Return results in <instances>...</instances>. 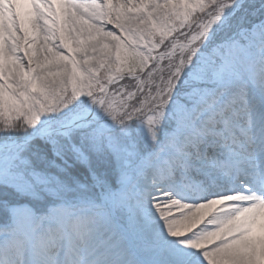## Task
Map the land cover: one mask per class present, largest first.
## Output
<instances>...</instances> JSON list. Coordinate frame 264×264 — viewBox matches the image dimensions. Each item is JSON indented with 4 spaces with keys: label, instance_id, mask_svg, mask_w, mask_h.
<instances>
[{
    "label": "snow or ice",
    "instance_id": "6c2138e0",
    "mask_svg": "<svg viewBox=\"0 0 264 264\" xmlns=\"http://www.w3.org/2000/svg\"><path fill=\"white\" fill-rule=\"evenodd\" d=\"M58 3L0 0V264H264V0Z\"/></svg>",
    "mask_w": 264,
    "mask_h": 264
},
{
    "label": "rangeland",
    "instance_id": "374dc122",
    "mask_svg": "<svg viewBox=\"0 0 264 264\" xmlns=\"http://www.w3.org/2000/svg\"><path fill=\"white\" fill-rule=\"evenodd\" d=\"M53 3L55 5V7L57 8V10H59V7H58V3L56 1L53 0ZM46 11V10H45ZM62 19V18H61ZM50 23V22H49ZM110 27V26H109ZM39 34V27H37L35 33H32L30 32L29 33V36L30 38L33 36V35H38ZM45 39V37L43 35H40L39 36V39L37 40V43L36 44H32V45H29L30 48L32 49H39L42 44H43V40ZM57 43L59 42L58 40L56 41ZM34 55L37 54V53H33Z\"/></svg>",
    "mask_w": 264,
    "mask_h": 264
},
{
    "label": "bare ground",
    "instance_id": "6f19581e",
    "mask_svg": "<svg viewBox=\"0 0 264 264\" xmlns=\"http://www.w3.org/2000/svg\"><path fill=\"white\" fill-rule=\"evenodd\" d=\"M54 1H56L58 3V0H54ZM58 7H59V3H58Z\"/></svg>",
    "mask_w": 264,
    "mask_h": 264
}]
</instances>
